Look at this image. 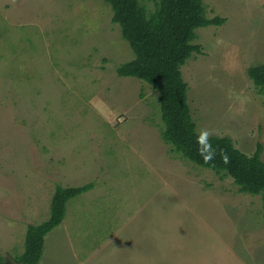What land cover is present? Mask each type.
Wrapping results in <instances>:
<instances>
[{
  "label": "rangeland",
  "instance_id": "374dc122",
  "mask_svg": "<svg viewBox=\"0 0 264 264\" xmlns=\"http://www.w3.org/2000/svg\"><path fill=\"white\" fill-rule=\"evenodd\" d=\"M157 0H142L149 10ZM221 26L182 67L198 133L262 148L264 0H203ZM103 0H0V253L19 264L30 225L70 200L40 264H264L261 196L164 142L160 94L118 76L135 57Z\"/></svg>",
  "mask_w": 264,
  "mask_h": 264
},
{
  "label": "trees",
  "instance_id": "16d2710c",
  "mask_svg": "<svg viewBox=\"0 0 264 264\" xmlns=\"http://www.w3.org/2000/svg\"><path fill=\"white\" fill-rule=\"evenodd\" d=\"M113 11V23L119 25L122 37L135 57L122 65L119 77L137 78L160 94L164 129L162 138L183 159L215 173L234 179L240 193L261 196L264 207V161L262 148L249 156L237 149L229 138L209 137L201 143L188 99L189 85L182 67L203 48L194 44L196 31L221 26L224 19H208L203 0H157L149 10L142 0H103ZM248 76L264 93V65L251 67ZM212 156L205 161L204 157ZM94 189V184L77 188L57 187L50 219L30 225L26 234L25 253L19 264H40L45 237L60 226L66 216L67 203ZM0 264L5 259L0 253Z\"/></svg>",
  "mask_w": 264,
  "mask_h": 264
},
{
  "label": "clouds",
  "instance_id": "9594fccd",
  "mask_svg": "<svg viewBox=\"0 0 264 264\" xmlns=\"http://www.w3.org/2000/svg\"><path fill=\"white\" fill-rule=\"evenodd\" d=\"M207 133L204 132L201 134V136L199 137V141L201 143H205L207 141ZM205 161L207 162L208 160L212 159V156H207V157H204Z\"/></svg>",
  "mask_w": 264,
  "mask_h": 264
}]
</instances>
